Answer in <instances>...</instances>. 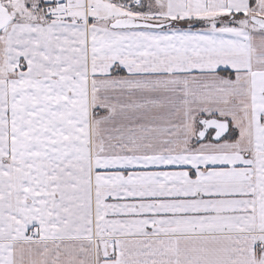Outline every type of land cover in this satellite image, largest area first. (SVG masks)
I'll return each instance as SVG.
<instances>
[{"label":"snow or ice","instance_id":"obj_1","mask_svg":"<svg viewBox=\"0 0 264 264\" xmlns=\"http://www.w3.org/2000/svg\"><path fill=\"white\" fill-rule=\"evenodd\" d=\"M0 264H264V0H0Z\"/></svg>","mask_w":264,"mask_h":264}]
</instances>
